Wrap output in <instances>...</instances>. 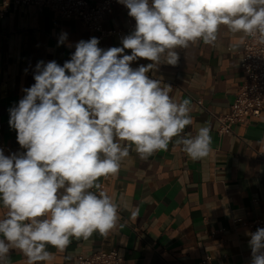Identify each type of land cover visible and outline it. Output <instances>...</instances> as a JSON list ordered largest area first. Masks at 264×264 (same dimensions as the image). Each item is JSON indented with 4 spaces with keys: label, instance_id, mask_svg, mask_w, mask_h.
<instances>
[{
    "label": "clouds",
    "instance_id": "clouds-1",
    "mask_svg": "<svg viewBox=\"0 0 264 264\" xmlns=\"http://www.w3.org/2000/svg\"><path fill=\"white\" fill-rule=\"evenodd\" d=\"M116 3L135 22L119 46L101 47L95 36L73 43L62 30L56 46L74 49L69 58L38 60L34 83L8 109L20 150L0 147V264H13L14 249L27 264H50L49 247L65 252L73 239L107 237L120 206L100 180L118 176L131 152L146 161L174 141L192 160L209 156L211 126L183 135L193 123L191 98L177 102L172 85L150 73L178 66L193 45L215 46L222 28L239 34L233 52L249 39L264 46V0ZM247 235L250 264H264V227Z\"/></svg>",
    "mask_w": 264,
    "mask_h": 264
},
{
    "label": "crops",
    "instance_id": "crops-1",
    "mask_svg": "<svg viewBox=\"0 0 264 264\" xmlns=\"http://www.w3.org/2000/svg\"><path fill=\"white\" fill-rule=\"evenodd\" d=\"M130 21L134 22L127 9L116 3L114 12L105 15L103 27L123 31L104 37L102 47L119 46L120 38L131 31L127 30ZM62 30L73 43L99 38L80 20L62 18L46 7L11 5L0 15V126L5 154L20 150L16 133L9 128L8 109L22 97L21 89L34 83L32 67L41 59L62 64L74 50L56 46ZM238 38L239 34L222 28L215 46L193 45L186 58L181 51L178 66L163 65L149 74L171 84L170 95L177 102L191 98L193 123L183 135L211 126L209 156L192 160L174 141L168 151L146 161L131 152L118 176L100 180L120 206L118 227L107 237L94 233L87 241L73 239L65 252L49 247L54 256L50 264H76L80 256L112 249L127 264H250V231L236 220H264V110L223 136L217 133L216 118L230 111L246 77L241 50L231 49ZM135 208L139 216L131 218ZM6 211L0 206V218ZM11 260L27 264L19 250L11 251Z\"/></svg>",
    "mask_w": 264,
    "mask_h": 264
},
{
    "label": "built area",
    "instance_id": "built-area-1",
    "mask_svg": "<svg viewBox=\"0 0 264 264\" xmlns=\"http://www.w3.org/2000/svg\"><path fill=\"white\" fill-rule=\"evenodd\" d=\"M33 5L38 8H49L62 18H75L82 22L91 32L98 33L101 41L104 37L120 34L123 30H106L103 27L105 15L114 12L116 0H103L91 2L89 0H9L2 2L0 15L3 17L11 5ZM134 22L130 21L127 30H132ZM241 66L246 72L245 80L236 91L231 109L226 114L218 115L219 122L217 133L223 136L232 132L236 124L245 123L251 118L259 117L264 110V46L257 45L251 39L241 49ZM0 126V147L6 153L7 146L2 141ZM250 232H255L258 227H264L263 219L236 220ZM76 264H127L126 259L115 249L109 251H95L86 256H80Z\"/></svg>",
    "mask_w": 264,
    "mask_h": 264
}]
</instances>
